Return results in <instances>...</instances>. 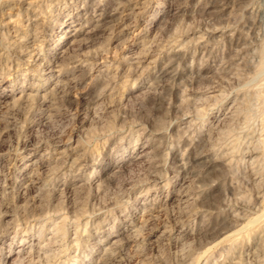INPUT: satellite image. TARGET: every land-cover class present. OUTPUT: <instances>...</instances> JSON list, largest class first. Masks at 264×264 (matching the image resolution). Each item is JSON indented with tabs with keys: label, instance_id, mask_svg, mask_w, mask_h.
<instances>
[{
	"label": "rangeland",
	"instance_id": "rangeland-1",
	"mask_svg": "<svg viewBox=\"0 0 264 264\" xmlns=\"http://www.w3.org/2000/svg\"><path fill=\"white\" fill-rule=\"evenodd\" d=\"M0 95V264H264V0H0Z\"/></svg>",
	"mask_w": 264,
	"mask_h": 264
},
{
	"label": "bare ground",
	"instance_id": "bare-ground-1",
	"mask_svg": "<svg viewBox=\"0 0 264 264\" xmlns=\"http://www.w3.org/2000/svg\"><path fill=\"white\" fill-rule=\"evenodd\" d=\"M174 4V3H173ZM179 5V4H178ZM169 6H170V4H169ZM173 7V6H172ZM132 10V9H131ZM101 19V18H100ZM96 22V21H95ZM99 22V21H98ZM63 23H65V26H63L62 27V29L60 30L61 31V35L59 36V39H61L60 40V42H58V44L56 45L57 46V48H63V49H61V53L63 54V53H65V51L67 50V47L64 49V47L69 43V42H71L72 41V39L73 38H75V36L77 35V33L79 32V30H77V26L76 25H74L73 23H67L66 21L65 22H63ZM102 25V24H101ZM94 30V29H93ZM92 32V31H91ZM98 32V31H97ZM92 34V33H91ZM95 35V34H94ZM80 37V36H79ZM72 38V39H71ZM23 45H25L24 47L25 48H27V50H25V51H29L28 50V48H31L33 45H31V43L29 42V41H26L25 42V44H23ZM70 45V44H69ZM68 53V52H67ZM64 56V55H63ZM43 57V56H42ZM59 57V56H58ZM65 58V57H64ZM63 58V59H64ZM130 58H131V60L133 61V62H138L139 60L137 59L138 58V56H136V55H130ZM77 65V64H76ZM56 66H57V64H56V62L54 61V58H51V59H49V61L46 63V66H45V68H44V70H45V72L44 73H46L47 74V82L48 81H52L53 80V78H52V76L54 75V72L57 70L56 69ZM83 66V65H82ZM169 66H171V65H169ZM81 68V67H80ZM59 71V70H58ZM65 75V74H64ZM65 78V77H64ZM83 79V78H82ZM63 82V81H62ZM54 83V82H53ZM60 83V82H59ZM61 84V83H60ZM63 85H65V84H63ZM61 87H62V85H61ZM61 89V88H60ZM1 96V95H0ZM33 164H34V161L33 162H28L24 167H23V171L24 172H26L27 171V169H29L31 166H33ZM29 171V170H28ZM260 198V197H259ZM259 200H261V199H259ZM256 226V225H255ZM235 233V232H234ZM233 234V233H232ZM238 234V233H237ZM234 235V234H233ZM229 236V235H228ZM227 236V237H228ZM232 236V235H231ZM231 240V239H230ZM234 240V239H233Z\"/></svg>",
	"mask_w": 264,
	"mask_h": 264
}]
</instances>
